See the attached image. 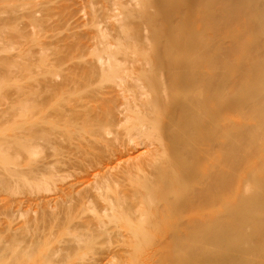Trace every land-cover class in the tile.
<instances>
[{
	"label": "rangeland",
	"instance_id": "obj_1",
	"mask_svg": "<svg viewBox=\"0 0 264 264\" xmlns=\"http://www.w3.org/2000/svg\"><path fill=\"white\" fill-rule=\"evenodd\" d=\"M40 1L45 0H0V22H5L0 39V264H264V238L259 242L262 236L254 239L259 242L254 250L247 252L246 248L235 247L223 252L208 246L203 248L191 237H183L173 230L175 225L179 226V221L166 211L151 208L141 218L132 214L127 219L124 212L101 207L122 192L134 189L146 191L145 197L152 198L149 206L161 195L175 201L179 197L197 195L203 199L205 193L212 194V202L217 205V196L231 193L235 187L216 177L219 162L227 161L221 156H214L218 161L214 170L199 163L200 156L189 161L183 156H157L154 165L166 169L161 176L148 179L152 184L147 183V189L140 187L146 175L142 177L139 172L120 182L111 180L120 176L127 164L146 156H126L111 144L103 147L101 153L95 150L85 156H67L87 140L111 138L113 132L103 131L104 137H99L87 127L74 126L66 112L58 119L51 113L69 106L73 92L67 90L63 72L70 61L66 58V44L54 43L47 50L42 46L48 41L65 42L67 19L70 17L75 24L78 15L71 18L72 10L68 5L73 0H51L53 7L42 21L44 30L36 35L29 14L31 4ZM167 3L182 10L194 22L189 31L194 41L191 46L183 28L192 24L184 20L177 35L165 41L177 65L175 75L170 77L166 69H158L176 84L181 94L195 92L201 83L206 97L218 83L233 84L238 79L231 67L225 72L227 78H222L210 67L192 63L190 52L208 56L220 51L223 62L236 64L241 59L234 53L243 51L257 64V72H264V0H167ZM88 9L78 14L87 17ZM96 14L99 19L103 17L102 11ZM163 19L164 16H158L159 23ZM201 20L205 21L202 26L208 27V32L194 26ZM82 28L90 30L95 26L88 24ZM244 62L250 63L246 58ZM246 63L241 67H247ZM56 68L62 73L51 75L49 70ZM92 79L93 90L86 92L91 101L102 98L106 87L115 84L111 77ZM57 90L61 94L53 98ZM18 94L44 103L37 109L32 104L19 108ZM215 97L218 104L225 99L221 95ZM258 97L262 110L264 94ZM13 102L17 103L14 107ZM5 107L6 110L1 111ZM138 121L133 117L128 125L135 126ZM117 133L119 137L123 133V139L117 138L116 145L124 148L129 139L126 129L120 127ZM170 145L171 153L179 152L173 141ZM221 145L229 146L227 141L214 142V149ZM142 148L143 142L137 143L132 154ZM211 154L213 156L214 152ZM174 158L178 162L175 166ZM180 176H185L186 180L181 185L177 182L176 187H167L163 182L177 181ZM107 179L110 184L106 183ZM99 183L97 190L95 185ZM231 201L229 198L224 215L226 223L248 231L253 224L263 221L258 209L254 210L255 203ZM96 203L99 204L97 209ZM217 226L223 227L219 223Z\"/></svg>",
	"mask_w": 264,
	"mask_h": 264
},
{
	"label": "bare ground",
	"instance_id": "obj_2",
	"mask_svg": "<svg viewBox=\"0 0 264 264\" xmlns=\"http://www.w3.org/2000/svg\"><path fill=\"white\" fill-rule=\"evenodd\" d=\"M31 7V24L35 34L39 35L44 30L42 21L53 3L45 0L31 4ZM68 7L72 10L71 18L74 15L78 17L75 24L70 17L67 19L65 42L48 41L42 46V49L47 50L54 43L66 44V58L70 61L63 72L67 90L73 92L68 100L69 106L51 113H55L54 117L58 119L66 112L73 119L74 126L87 127L99 137H104L103 131L113 132V136L79 143V148L67 156H85L95 150L101 153L103 147L109 144L126 156H146L127 164L120 176L111 178L113 182H120L126 176L139 172L142 177L146 175L143 184H140L144 189H147V183L152 184L148 180L150 177L161 176L165 172L166 167L154 165L157 156H183L188 161L200 156L198 162L212 170L218 167L214 156H221L227 161L219 162L216 177L220 182L233 186V189L235 187L231 193L217 196V205L212 202L214 197L210 196L213 195L205 193L207 195L203 199L197 195L185 199L179 197L175 201L167 198V195H161L149 206L152 198L145 197L146 191L134 189L129 193L122 192L118 198L108 200L109 203L101 207L124 212L127 219L132 214L135 218H141L151 208L166 211L179 221V226L175 225L172 229L179 231L183 237H191L203 248L208 246L223 252L235 247L246 248L247 252L254 250L264 238V219L245 231L238 225L226 223L227 216L224 215L228 199L231 198V202L235 203H255L254 210L258 209V214L264 217V108L260 110L258 104V96L264 94V72H257V64L243 51L234 53L235 57L241 59L236 64L223 62L220 51L208 56L190 52L188 56L192 63L204 64L222 78H227L225 72L231 67L238 79L233 84L229 81L218 83L206 97L205 87L201 83L196 86L195 92L183 95L176 84L158 70L166 69L170 77L177 72L170 46L165 41L177 35L182 20L192 24L185 25L183 29L189 36L188 46L194 43L191 39L193 35L189 32L194 22L182 10L169 6L167 0H73ZM87 8L89 16L78 14ZM98 11L103 12L100 19L96 14ZM224 14L218 16L217 21ZM161 15L164 19L159 23L158 16ZM4 24V21L0 22V39ZM88 24H93L95 28H82ZM203 24L206 23L201 20L194 26L204 29ZM204 30L208 32L209 28ZM87 55L91 58H86ZM244 58L250 63L244 62ZM242 63L248 66L241 67ZM49 73L59 75L62 72L56 68L49 70ZM102 76L111 77L110 80L115 84L106 87L102 98L88 100L86 92L93 87L92 78L101 79ZM23 93L20 91V94ZM20 94L16 98L19 108L24 109L32 104L37 109L38 105L44 103L43 100L39 102L38 98L28 99L26 95ZM60 94L61 91L57 90L52 97L58 98ZM216 95L225 99L218 104ZM229 95L233 97L226 98ZM248 95L251 97L247 98ZM16 104L13 102L11 106ZM133 117L139 121L135 126H129ZM120 127L126 129L129 138L124 148L116 145L119 138L123 139V133L120 137L117 133ZM170 141H173L175 148L180 149L179 152H170ZM223 141L228 142V148L221 145L219 149H214V142ZM142 142L143 148L132 154L135 145ZM211 151L214 152L213 156ZM185 163L183 158V165ZM172 164H178L176 158L172 159ZM184 178L180 176L177 181L171 179L163 182L167 187H176L177 182L184 184ZM106 183L110 184L108 179ZM98 185L100 183L95 185L97 190L100 188ZM98 207L96 203L95 209ZM217 223L223 227L217 226ZM258 236L262 238L258 243L254 242Z\"/></svg>",
	"mask_w": 264,
	"mask_h": 264
}]
</instances>
